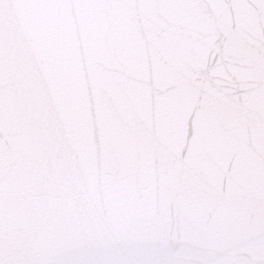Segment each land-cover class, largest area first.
I'll return each mask as SVG.
<instances>
[{
    "label": "snow or ice",
    "instance_id": "obj_1",
    "mask_svg": "<svg viewBox=\"0 0 264 264\" xmlns=\"http://www.w3.org/2000/svg\"><path fill=\"white\" fill-rule=\"evenodd\" d=\"M0 264H264V0H0Z\"/></svg>",
    "mask_w": 264,
    "mask_h": 264
}]
</instances>
